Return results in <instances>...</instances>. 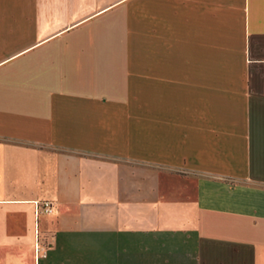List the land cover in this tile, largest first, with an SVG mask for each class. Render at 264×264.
<instances>
[{
  "label": "crops",
  "instance_id": "1",
  "mask_svg": "<svg viewBox=\"0 0 264 264\" xmlns=\"http://www.w3.org/2000/svg\"><path fill=\"white\" fill-rule=\"evenodd\" d=\"M0 264H264V0H0Z\"/></svg>",
  "mask_w": 264,
  "mask_h": 264
},
{
  "label": "built area",
  "instance_id": "2",
  "mask_svg": "<svg viewBox=\"0 0 264 264\" xmlns=\"http://www.w3.org/2000/svg\"><path fill=\"white\" fill-rule=\"evenodd\" d=\"M39 209L41 212H43L44 214H51L53 212V206L52 203H50L49 201H43L41 203L38 204V209L36 210V214L39 213Z\"/></svg>",
  "mask_w": 264,
  "mask_h": 264
},
{
  "label": "rangeland",
  "instance_id": "3",
  "mask_svg": "<svg viewBox=\"0 0 264 264\" xmlns=\"http://www.w3.org/2000/svg\"><path fill=\"white\" fill-rule=\"evenodd\" d=\"M133 4V3H132ZM130 9L133 11V6L130 7ZM131 20L133 21V17L131 18ZM133 42V39H132ZM133 46V45H132Z\"/></svg>",
  "mask_w": 264,
  "mask_h": 264
}]
</instances>
